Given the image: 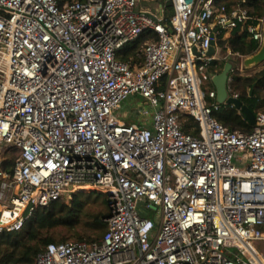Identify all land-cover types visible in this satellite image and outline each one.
Segmentation results:
<instances>
[{
  "label": "built area",
  "instance_id": "2783aa9c",
  "mask_svg": "<svg viewBox=\"0 0 264 264\" xmlns=\"http://www.w3.org/2000/svg\"><path fill=\"white\" fill-rule=\"evenodd\" d=\"M245 4L0 0V236L98 191L104 235L51 244L35 264H264V112L251 132L232 131L203 84L215 62L237 57L242 70L252 56L233 52L234 32L261 49L264 18ZM147 32L137 61L121 60ZM132 96L151 127L117 116Z\"/></svg>",
  "mask_w": 264,
  "mask_h": 264
},
{
  "label": "trees",
  "instance_id": "16d2710c",
  "mask_svg": "<svg viewBox=\"0 0 264 264\" xmlns=\"http://www.w3.org/2000/svg\"><path fill=\"white\" fill-rule=\"evenodd\" d=\"M72 1L58 0V3L62 7ZM219 1L230 6L242 0ZM245 5L253 8L255 17L264 18V0H246ZM153 36V33L147 32L120 59L128 61L133 58L135 63L137 50ZM231 46L234 53L243 56L254 55L259 49L257 42L248 40L246 32L242 35L234 32ZM214 65L222 70L225 64L215 62ZM231 74L232 93L237 94L255 115L264 112V68L245 76L238 71ZM215 116L232 131L249 133L253 130L247 117L230 106H222ZM185 119L186 131L197 134V123L187 117ZM13 163V159L7 162L6 171L10 170ZM109 216L107 195L104 194H77L72 197L71 203L58 201L48 207L39 208L21 233L0 236V264H35L37 256L51 244L66 243L71 239L82 241L93 237L101 238L107 230L106 219Z\"/></svg>",
  "mask_w": 264,
  "mask_h": 264
},
{
  "label": "water",
  "instance_id": "95a60500",
  "mask_svg": "<svg viewBox=\"0 0 264 264\" xmlns=\"http://www.w3.org/2000/svg\"><path fill=\"white\" fill-rule=\"evenodd\" d=\"M264 37V31H263ZM215 48L212 47L210 54L212 55ZM264 64V42L261 49L251 57L247 58L243 63L244 69H250L253 67H259ZM232 63H226L223 70L212 79V84L217 92V101L225 106H230L241 111L247 119L250 121L251 125L254 126L256 122V115L246 106L239 98L230 97L228 93V81L229 76L232 73ZM253 89L251 90V93Z\"/></svg>",
  "mask_w": 264,
  "mask_h": 264
},
{
  "label": "rangeland",
  "instance_id": "374dc122",
  "mask_svg": "<svg viewBox=\"0 0 264 264\" xmlns=\"http://www.w3.org/2000/svg\"><path fill=\"white\" fill-rule=\"evenodd\" d=\"M147 6H149L147 3H145V2L141 3V5L138 7L137 10H139L140 8H145ZM153 7H154V5H153ZM220 50H221V52H220L219 56H221V57H223L224 55H226L228 53L222 47H221ZM227 61L232 63L233 67L236 69V71H238L239 74L242 75V76H245L246 74L248 75V74L255 73V72H257L258 70H260L261 68L264 67V64H263V65H261L259 67H253V68H250V69H244L243 68L242 70H240L239 66H240V63H241V59L231 56V57L228 58ZM219 71H222V70L219 69ZM203 84H204V87L211 88V89L214 88V86L212 84V81H204ZM142 101H143L142 98H139V96L130 97L128 100H126L123 103L122 108L118 110L117 116L121 120L125 121L126 124H131V123L135 122L137 120V118H142L140 113H139V110L142 107ZM89 194H97V195H99L101 193H99L98 191L97 192H93L92 191V192H87L84 195H89ZM71 200H72L71 196L67 195L63 199V202L71 203ZM82 233H85V232H82ZM94 238H97V237H94ZM71 241H76V240H74V239L69 240V242H71ZM254 245L256 246L257 250L264 255V242H259V243L257 242V243H254Z\"/></svg>",
  "mask_w": 264,
  "mask_h": 264
},
{
  "label": "crops",
  "instance_id": "0c3cea01",
  "mask_svg": "<svg viewBox=\"0 0 264 264\" xmlns=\"http://www.w3.org/2000/svg\"><path fill=\"white\" fill-rule=\"evenodd\" d=\"M220 63H224V64H226V63H230V62H220ZM225 66V65H224ZM240 67V66H239ZM264 68V67H263ZM263 68H261V69H263ZM243 69V68H242ZM260 69V70H261ZM223 70V69H222ZM259 71V70H258ZM221 72V71H220ZM247 75V74H246ZM249 75V74H248ZM139 98H141V97H139ZM143 100V99H142ZM145 107H147V103H146V101L145 100H143L142 101V107L140 108V110H139V113H140V111H141V109L142 108H145ZM122 108V107H121ZM152 112H153V110H152ZM140 115H141V113H140ZM141 117L142 118H137V120L135 121V122H133V123H131V124H128V125H136V126H139V127H151V118H145V117H143L142 115H141ZM122 122H124L125 123V121H123V120H121ZM128 123V122H127Z\"/></svg>",
  "mask_w": 264,
  "mask_h": 264
},
{
  "label": "bare ground",
  "instance_id": "6f19581e",
  "mask_svg": "<svg viewBox=\"0 0 264 264\" xmlns=\"http://www.w3.org/2000/svg\"><path fill=\"white\" fill-rule=\"evenodd\" d=\"M80 190H89V188H81Z\"/></svg>",
  "mask_w": 264,
  "mask_h": 264
}]
</instances>
